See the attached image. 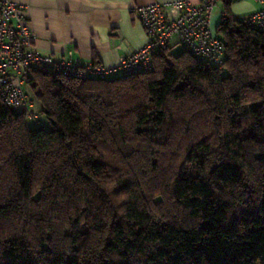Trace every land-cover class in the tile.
I'll list each match as a JSON object with an SVG mask.
<instances>
[{"label":"trees","instance_id":"1","mask_svg":"<svg viewBox=\"0 0 264 264\" xmlns=\"http://www.w3.org/2000/svg\"><path fill=\"white\" fill-rule=\"evenodd\" d=\"M223 1L224 67H32L48 124L0 95V264H264V27Z\"/></svg>","mask_w":264,"mask_h":264},{"label":"built area","instance_id":"2","mask_svg":"<svg viewBox=\"0 0 264 264\" xmlns=\"http://www.w3.org/2000/svg\"><path fill=\"white\" fill-rule=\"evenodd\" d=\"M223 0H170L137 6L134 11L146 30L148 41L138 50L122 57L113 67L74 61L56 60L34 46V33L27 23L25 5L14 0H0V95L4 102L17 109H26L30 119L34 99L25 89V74L32 67L43 71L62 72L75 78L116 77L149 72L154 57L161 51H188L198 60L224 67V45L215 34L211 16ZM246 23L264 27V9L249 15Z\"/></svg>","mask_w":264,"mask_h":264},{"label":"crops","instance_id":"3","mask_svg":"<svg viewBox=\"0 0 264 264\" xmlns=\"http://www.w3.org/2000/svg\"><path fill=\"white\" fill-rule=\"evenodd\" d=\"M25 5L26 20L34 33V46L56 60L72 58L83 63L96 62L107 67L120 63L123 56L142 48L148 36L134 9L137 6L170 0H14ZM199 4L202 0H188ZM237 19L264 9V0H231ZM225 3L215 7L214 30L222 20ZM29 98L34 99L30 89ZM32 95V96H31ZM35 101V100H34ZM24 109V108H22ZM31 122L47 124L42 105L34 102Z\"/></svg>","mask_w":264,"mask_h":264},{"label":"rangeland","instance_id":"4","mask_svg":"<svg viewBox=\"0 0 264 264\" xmlns=\"http://www.w3.org/2000/svg\"><path fill=\"white\" fill-rule=\"evenodd\" d=\"M180 51H179V49H177L176 51H175V53L177 54V53H179ZM29 87L27 86V85H25V89L27 90ZM32 96V95H31ZM42 117H43V119L44 120H47V118H46V116L44 115V114H42ZM30 124L31 125H34V123L33 122H30ZM48 124V123H47Z\"/></svg>","mask_w":264,"mask_h":264}]
</instances>
